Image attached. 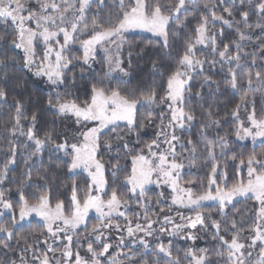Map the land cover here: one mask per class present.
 <instances>
[{
    "label": "snow or ice",
    "instance_id": "obj_1",
    "mask_svg": "<svg viewBox=\"0 0 264 264\" xmlns=\"http://www.w3.org/2000/svg\"><path fill=\"white\" fill-rule=\"evenodd\" d=\"M0 25V264H264V0H0Z\"/></svg>",
    "mask_w": 264,
    "mask_h": 264
},
{
    "label": "trees",
    "instance_id": "obj_2",
    "mask_svg": "<svg viewBox=\"0 0 264 264\" xmlns=\"http://www.w3.org/2000/svg\"><path fill=\"white\" fill-rule=\"evenodd\" d=\"M2 27H3V25H0V28H2ZM132 39H133L134 41H139L140 36H138V35L133 36ZM141 65L143 66V72L138 73V74H137L138 77L141 78V79H144L146 82H150V76H149V68H148V66L144 65V62H143V61H141ZM99 67H100V65H97V68H99ZM133 83H136V79H135V78H134V80H133ZM37 88L41 90V91H39V92L37 93V94H39L41 97H43V96L47 93V88H45L42 84H38V85H37ZM29 92H33V87H32L31 84H30V86H29ZM27 95H28V93H25V96H27ZM33 99H34V100L36 99V94L33 95ZM221 99H222V101H223L225 98H221ZM257 103H258V106H259V101H258ZM233 104H234V101H233L232 104H228V108L230 109V108L233 106ZM220 107H221V116H223V114H224V103H221ZM0 112L3 113V114H0V130H2L3 125H4V122L8 119V115H7V109H0ZM47 119L50 120L51 117L49 116V117H47ZM56 127H57V129H59L60 127H62V124H58ZM230 127H231V124L225 125V127H224V129H222V131H227ZM196 131H197V129H193V134H195ZM147 132H148V135L145 136V139L150 138V136H151V134H152V132H153V129L149 128V129L147 130ZM148 136H149V137H148ZM0 144H2V141H0ZM5 147H6V145H5ZM242 150L245 151V152L250 151V150H251V145L248 143L247 148L242 149ZM259 150H260V149H257V151H259ZM105 159L107 160V156L105 157ZM2 162H3V153H0V164H2ZM46 162H47V161H46ZM22 170H23V162H22V160H21V161L18 163V165H17L15 171H14L13 173H9V180H11L12 176H14V175H15V176L17 177V179H18V178H19V174H20V172H21ZM194 171H195V170H194ZM35 175H36V170L33 169V177H34V178H35ZM200 175H201V176L204 175L203 171L200 172ZM233 175H234L233 171H232V170H229V176H230V179H231V177H232ZM188 178H190V177L185 176V179H188ZM77 179L79 180V182H80V184H81V187H83V184H84V177H83V176H80V177H77ZM71 182H72L71 179L65 177L64 174L61 173L60 177H59V178L57 179V181H56V186L53 187V198H54V200H55L56 198H65V199H66L67 196L70 195V192H69V191H66L62 186H63V184H69V185H70ZM4 187H6V188H10V189L12 190V196H13V199H15V198H16V197H15L16 184L6 182L5 185H4ZM27 191H28L29 195H31L33 192L36 191V189H34V188H29ZM151 195H152L153 200H155V192H153ZM251 204H252V202H251V201H248L247 204H245V203H238V204L236 205V207L239 208V209H241V210H244L246 207H250ZM165 211H167L166 208H165ZM183 211H185V214H189V213L187 212V210H183ZM204 211H205V212H209V211L214 212V208L206 207V208L204 209ZM93 222H94V221H93ZM33 229L38 230V229H36V225H35V223H33L31 229H26L25 231H31V230H33ZM165 240H167V238H165ZM209 241H210V236L207 237L206 239H200V240H198V241L196 242L195 246H196L197 248H199V247H207V246H209V244H208ZM175 243H176V247H177V248H187V247L191 246V243H192V242H187V243H186V242H184V241H180V240H178V238H177V240H176ZM114 251H115L114 249H113V250H110V252H113V253H114Z\"/></svg>",
    "mask_w": 264,
    "mask_h": 264
},
{
    "label": "rangeland",
    "instance_id": "obj_3",
    "mask_svg": "<svg viewBox=\"0 0 264 264\" xmlns=\"http://www.w3.org/2000/svg\"><path fill=\"white\" fill-rule=\"evenodd\" d=\"M144 35H147V34H144ZM149 137V136H148ZM250 145H251V143L250 142H248Z\"/></svg>",
    "mask_w": 264,
    "mask_h": 264
}]
</instances>
